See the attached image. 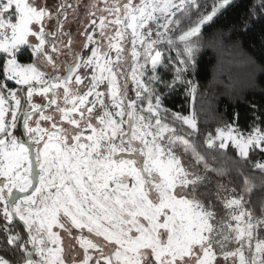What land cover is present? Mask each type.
<instances>
[{
  "label": "snow or ice",
  "instance_id": "6c2138e0",
  "mask_svg": "<svg viewBox=\"0 0 264 264\" xmlns=\"http://www.w3.org/2000/svg\"><path fill=\"white\" fill-rule=\"evenodd\" d=\"M238 6L0 0V264H264V113L189 77Z\"/></svg>",
  "mask_w": 264,
  "mask_h": 264
},
{
  "label": "trees",
  "instance_id": "16d2710c",
  "mask_svg": "<svg viewBox=\"0 0 264 264\" xmlns=\"http://www.w3.org/2000/svg\"><path fill=\"white\" fill-rule=\"evenodd\" d=\"M247 2L238 0V7L229 9L216 23L204 29L203 47L196 53V68L189 73V77L198 82L206 96L219 90L216 85L228 84L237 94L243 93L252 103L260 105L259 116L264 113V19L257 17L247 29L240 28L239 20ZM77 41L80 43L78 35L74 36L73 43ZM221 48L227 50L221 51ZM27 55L26 52L21 59ZM221 58L225 61L223 66ZM167 104L171 108L187 109L183 93L170 96ZM218 107L229 122L233 112H238V124L247 130L253 115L248 105L236 104L231 96H226L218 99Z\"/></svg>",
  "mask_w": 264,
  "mask_h": 264
},
{
  "label": "flooded vegetation",
  "instance_id": "af4514ba",
  "mask_svg": "<svg viewBox=\"0 0 264 264\" xmlns=\"http://www.w3.org/2000/svg\"><path fill=\"white\" fill-rule=\"evenodd\" d=\"M72 47H74L77 50H79V48L81 47V44L77 41V42L73 43ZM34 99H36L38 102L40 101V98L39 97H36Z\"/></svg>",
  "mask_w": 264,
  "mask_h": 264
},
{
  "label": "rangeland",
  "instance_id": "374dc122",
  "mask_svg": "<svg viewBox=\"0 0 264 264\" xmlns=\"http://www.w3.org/2000/svg\"><path fill=\"white\" fill-rule=\"evenodd\" d=\"M182 93V92H181Z\"/></svg>",
  "mask_w": 264,
  "mask_h": 264
}]
</instances>
